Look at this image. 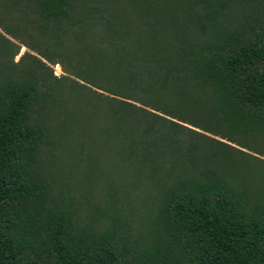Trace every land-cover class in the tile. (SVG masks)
Here are the masks:
<instances>
[{
	"label": "trees",
	"instance_id": "16d2710c",
	"mask_svg": "<svg viewBox=\"0 0 264 264\" xmlns=\"http://www.w3.org/2000/svg\"><path fill=\"white\" fill-rule=\"evenodd\" d=\"M10 38L39 57L0 66V264H264V0H0L13 58ZM61 132L108 144L111 186L155 202L144 244L53 190Z\"/></svg>",
	"mask_w": 264,
	"mask_h": 264
},
{
	"label": "rangeland",
	"instance_id": "374dc122",
	"mask_svg": "<svg viewBox=\"0 0 264 264\" xmlns=\"http://www.w3.org/2000/svg\"><path fill=\"white\" fill-rule=\"evenodd\" d=\"M5 36L9 38L8 35ZM23 38L26 42L30 41L28 36ZM10 40L13 43H8V48L12 52L17 51V54L11 58V55L5 56L0 51V66L8 65L14 68L17 74V70L32 63L33 60L29 55H25L18 66L12 62H17L24 52H34L16 39ZM54 50L49 53L50 61L45 59L43 61L52 71H56L58 66L61 73L55 75L53 72V76L60 77L65 75L63 69H71V59L67 57V46ZM34 55L39 57L35 53ZM54 123H57V126L61 125V121L57 122L55 119ZM64 134V140L60 145L53 149L45 147L39 157L40 168L53 190L64 189L73 197L83 227H91L98 231L114 227L117 234H124L128 238L129 244L138 246L144 244L156 215L155 202L143 199L135 191L111 186L106 179L109 177L107 173L113 162L108 144L99 140L86 143L78 133ZM230 154L222 156L226 166L227 161L235 155ZM248 159L249 162L257 163L252 158Z\"/></svg>",
	"mask_w": 264,
	"mask_h": 264
},
{
	"label": "built area",
	"instance_id": "2783aa9c",
	"mask_svg": "<svg viewBox=\"0 0 264 264\" xmlns=\"http://www.w3.org/2000/svg\"><path fill=\"white\" fill-rule=\"evenodd\" d=\"M56 71H53L55 75H59V73H61V71L58 69V66H56Z\"/></svg>",
	"mask_w": 264,
	"mask_h": 264
}]
</instances>
